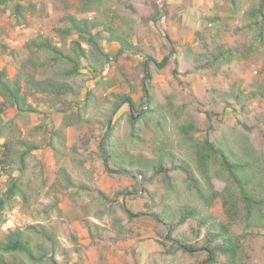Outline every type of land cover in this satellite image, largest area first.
<instances>
[{
	"label": "rangeland",
	"instance_id": "1",
	"mask_svg": "<svg viewBox=\"0 0 264 264\" xmlns=\"http://www.w3.org/2000/svg\"><path fill=\"white\" fill-rule=\"evenodd\" d=\"M251 1L242 0L236 11L230 0H102L98 11L79 12L80 0H68V3L64 0H23L25 4L36 5L34 11L27 12V23L23 26L16 24L10 9L0 6V42L16 52L15 57L0 55V70L7 69L10 77L16 74L20 62L29 56L25 46L30 40L42 35L61 46L56 29L69 26L64 20L66 15L100 20L119 33L132 31L133 44H141L143 48V54L139 56L130 52L120 56L119 45L105 38L100 45L105 53L111 54V60L99 73H94L85 63L82 74L70 79L78 95L67 96L65 104L38 105L36 113L10 110L5 114V121L13 120L20 129L21 139L34 141L42 148L28 159L27 179L33 187L30 204L26 205L21 199L9 212L8 221L0 226V240L10 229L42 223L58 234L62 253L57 255V260L61 264H196L198 258L195 256L181 252L174 254L171 243L165 240L167 232L150 215L167 202L173 207L195 206L206 217L221 223L226 221V208L221 199L207 208L188 191L184 176L178 174L173 192L164 183L153 184L155 200H152L143 190H137V179L115 175L106 168L101 159V142L115 94L129 95L141 103L143 90L139 80L142 69L139 65L145 55L151 53L161 62L171 49H177L179 53L172 58L167 70L163 74L156 73L147 84L154 101L140 107L145 114V119L139 123L141 138L132 140L129 136V114L138 116L140 113L124 105L112 115L111 125L119 146L137 156H153L159 148H164L190 159L178 126L194 120L203 132L202 136L223 135L228 146L251 157L264 169V128L260 121L264 119V100L249 98L253 91L264 85V73L260 71L264 67V50L249 57L238 56L232 63L224 64L217 74L195 71L189 75L186 70L194 62L192 58L184 60L187 47L197 55L218 44L235 47L254 42V33L242 30L248 24L246 12ZM212 17H220L224 23L209 24L206 19ZM74 39L76 36L70 37L67 45ZM175 59L179 60L180 67L173 76ZM171 95H175V106L186 104L189 112L158 121L156 113L148 111L151 107L160 111V105L166 106ZM235 95L247 104L246 110H241ZM80 111L79 122L64 128L66 145L58 150L46 146L42 138L43 127L59 128L65 115ZM244 126L248 128L244 129ZM191 164L196 168L195 163ZM61 168L67 169L77 188L55 192L53 187L62 181ZM5 181L0 164V190ZM214 183L218 191L228 185L233 194L237 192L235 186L220 178ZM54 194L60 197V212L51 206L55 202ZM102 194L112 199L117 197L134 214H146L131 222L120 223L108 212L106 207H111V203L105 206ZM235 199L244 214L242 202L238 196ZM89 225L93 227L94 235L90 234ZM181 231L191 240L206 236V229L198 230L195 221L183 224ZM244 231L252 233L246 241L250 255L248 264H264V229L252 227L246 230L240 222L237 232ZM216 264H225L224 258Z\"/></svg>",
	"mask_w": 264,
	"mask_h": 264
},
{
	"label": "trees",
	"instance_id": "2",
	"mask_svg": "<svg viewBox=\"0 0 264 264\" xmlns=\"http://www.w3.org/2000/svg\"><path fill=\"white\" fill-rule=\"evenodd\" d=\"M22 1L0 0V6L11 10L18 26L25 25L27 12L36 9L35 4H25ZM241 1L230 0V3L238 11ZM64 2L68 3V0ZM101 4L102 0H80V7L77 10L94 12L100 9ZM246 17L248 24L242 30L253 32L254 42L235 47L218 44L215 48H207L204 53L197 55L193 53L191 47H187L184 60L192 58L194 63L190 64L191 68L187 69L186 73L190 75L195 71H201L217 74L224 64L232 63L238 56L249 57L257 51L264 50V0L251 1ZM64 20L69 26L56 29L61 38V46L55 44L53 39L39 35L26 44L29 56L20 62L13 77L9 76L7 69L0 70V138L4 140L0 164L6 176L3 189L0 190V226L8 221L9 212L16 208L21 199L26 205L30 204L33 187L27 179L28 159L36 150L42 148L34 141L21 139L20 129L13 120L5 121V114L10 110L17 113H36L38 105L65 104L67 96L78 95L70 79L82 74L85 63L94 73H99L111 60V54L105 53L100 45L105 38L110 43L119 45L120 56L127 52L133 56L143 54L141 44L134 45L132 42V31L119 33L100 20L78 18L75 15H66ZM206 20L209 24L224 23L220 17ZM72 36H76V39L67 45L68 39ZM178 53L177 49H171L161 62L151 53L145 55V59L139 65L142 69V77L139 80L143 90L141 103L135 102L131 96L123 93L114 95L111 117L106 119L107 130L101 142V159L113 174L137 179V190H143L152 200H155L152 185L164 183L173 192L177 187L178 174L184 176L188 191L207 208L217 199H221L226 208V221L221 223L206 217L195 206L173 207L167 202H163L162 208L150 216L167 232L165 240L171 243L170 247L174 254L181 252L195 256L198 258L196 264H216L222 257L225 264H248L250 255L246 241L252 233L249 231L238 233L237 226L242 222L246 230L252 227L264 229V169L256 165L251 157L243 156L228 146L223 135L213 133L202 136L203 132L194 120L178 126V133L190 159L182 158L164 148H159L153 156L129 153L119 146L115 129L111 125L112 115L127 105L133 112L140 113L138 116L129 114V136L132 140L141 138L139 123L145 119V114L141 112L140 107L145 103L151 105L154 101L147 84L152 82L156 73L163 74ZM0 55L15 57L16 52L7 44L0 42ZM174 62L173 76H176L180 62L177 59ZM260 71L264 73V67ZM174 96H169L166 106L160 105V111L151 107L148 112H155L158 121L167 116L179 117L180 114H188V105L175 106ZM235 98L241 110H246L247 104L241 101L240 96L235 95ZM249 98L264 100V85L253 91ZM81 118L80 111L70 116L65 115L59 128L49 130L48 127H43L46 135L42 133V138L46 146L53 150L63 148L67 140L64 128L72 123L77 124ZM260 121L264 128V119ZM247 128L244 126V129ZM243 136L246 137L245 134ZM191 163H195L196 168ZM60 172L62 181L53 187L56 193L77 188L67 169L61 168ZM216 178L235 186L236 194L229 190L228 185L223 191L216 190L214 183ZM235 196L242 202L244 214L240 212ZM53 197L55 202L51 206L60 212V197L58 194H54ZM102 200L105 206L111 203V207L106 208L120 223L124 220L131 222L146 214L132 213L117 197L112 199L102 194ZM157 204L159 208V203ZM190 221L197 222L198 230L206 229V236L201 240H191L181 231V226ZM88 230L94 235L91 225ZM60 253L62 245L56 230L42 223L10 229L0 240V264H61L57 260Z\"/></svg>",
	"mask_w": 264,
	"mask_h": 264
},
{
	"label": "built area",
	"instance_id": "3",
	"mask_svg": "<svg viewBox=\"0 0 264 264\" xmlns=\"http://www.w3.org/2000/svg\"><path fill=\"white\" fill-rule=\"evenodd\" d=\"M3 143H4V140L0 138V158H1V153L3 151Z\"/></svg>",
	"mask_w": 264,
	"mask_h": 264
}]
</instances>
